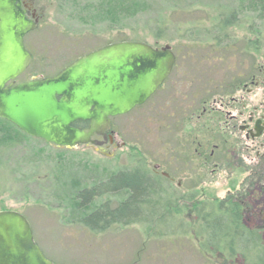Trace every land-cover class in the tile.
I'll return each instance as SVG.
<instances>
[{"label":"rangeland","instance_id":"1","mask_svg":"<svg viewBox=\"0 0 264 264\" xmlns=\"http://www.w3.org/2000/svg\"><path fill=\"white\" fill-rule=\"evenodd\" d=\"M166 1L37 0L35 6L41 20L38 30L31 35L32 41H38L31 47L33 62L27 73H51L85 53L124 40L150 45L182 44L190 50L191 61L209 59L208 63L191 64L197 77L200 76L197 71L201 73L207 68L204 79L207 76L216 79L220 75L221 61L228 67L235 66L234 69L249 59L256 65L264 62V0ZM231 11L236 13L237 22L221 34L216 30L218 19L230 17ZM157 18L169 21L168 29L162 31L163 40L157 37L161 35L155 24ZM193 33V40L204 42L221 37L223 42L215 49L217 57L209 55L212 48L208 45L188 42L189 34ZM248 41L251 52L247 51ZM233 73L234 70L230 74ZM150 117L142 116L137 109L115 120L121 125L119 138L130 148L127 153L132 150L129 155H135L137 147H141L144 157H152L154 128L148 121ZM14 127L0 123V210H14L26 216L36 244L50 261L58 264H213V260L208 262L192 246L194 239L190 233L187 239L186 227L172 228L179 235L169 239L153 236L159 228L152 226L155 216L122 226L111 222L106 229H100L102 222L94 225L96 229L80 223L107 200L112 207L118 203L115 194H102L88 205H82L78 197L83 188L106 180L112 164L109 158L86 145L59 148ZM227 190L224 187L223 193ZM210 194L214 193L210 191ZM258 198L264 206V195ZM161 212L162 218H166L165 211ZM190 215L193 217L190 210L181 211L178 218ZM245 218L251 226H264V215L246 214Z\"/></svg>","mask_w":264,"mask_h":264},{"label":"flooded vegetation","instance_id":"2","mask_svg":"<svg viewBox=\"0 0 264 264\" xmlns=\"http://www.w3.org/2000/svg\"><path fill=\"white\" fill-rule=\"evenodd\" d=\"M12 1L17 11L38 23L35 30L23 36V45L32 56L30 67L33 62L31 47L38 41H32L31 35L39 28L41 13L35 6L37 0H8ZM165 46L152 45L156 50ZM247 46V51H250L251 44ZM209 47L212 48L211 52L207 51L209 55L217 57L215 49L218 45ZM170 49L175 62L169 74L144 103L127 113L138 109L142 116H151L148 121L154 128L152 157H144L141 147H137L135 155H129L132 150L127 153L130 148L119 138L121 125L115 122L122 115L110 118L105 135L93 136L100 143L86 145L106 155L113 164L108 167L104 183H109V186L103 194H115L119 199L114 207L108 200L104 205L113 211L127 202L132 190L123 186L113 188L111 183L115 177L135 170L152 180L157 203L155 212L169 213L168 219L153 220L152 226L187 228L200 221L191 215L178 218L181 211L207 213L213 206L216 211H221L234 204L243 210L244 226L264 229L263 225L251 226L245 218L246 214L254 217L264 215V206L258 198L264 195V62L256 65L253 59H249L234 69L235 66L228 67L221 61L223 69L220 75L216 79L208 76L204 79L207 68L204 67L201 73L197 71L200 74L197 77L191 64L198 61L208 63L209 59L191 61L190 50L182 44L170 45ZM29 67L7 86L52 77L63 68L31 75L27 73ZM87 126L88 122L79 123L80 129ZM224 187H228L226 193H223ZM113 222L120 226L128 225L126 222ZM199 254L209 260L222 257L221 253Z\"/></svg>","mask_w":264,"mask_h":264},{"label":"water","instance_id":"3","mask_svg":"<svg viewBox=\"0 0 264 264\" xmlns=\"http://www.w3.org/2000/svg\"><path fill=\"white\" fill-rule=\"evenodd\" d=\"M38 26L8 0H0V118L29 136L58 147L98 144L110 118L144 103L175 62L169 44L160 50L141 41L111 43L76 58L55 76L7 83L31 62L23 36ZM76 121H88L84 129ZM0 264H55L34 240L27 218L0 211Z\"/></svg>","mask_w":264,"mask_h":264},{"label":"trees","instance_id":"4","mask_svg":"<svg viewBox=\"0 0 264 264\" xmlns=\"http://www.w3.org/2000/svg\"><path fill=\"white\" fill-rule=\"evenodd\" d=\"M140 2V0H135ZM162 2H168L162 0ZM172 2V1H171ZM230 17H222L218 20L216 30L223 34L225 30L233 26L237 19L236 13L231 11ZM168 19L157 18L155 24L157 32L161 35H157L158 39L164 38L162 35L163 29H168ZM224 37V36H223ZM194 33L189 34L188 42L193 44L203 45H219L222 43L221 37L211 38L209 42L193 40ZM171 41V40H169ZM250 42H247V45ZM214 48V47H213ZM248 48V46H247ZM0 123L5 125H12L8 121L0 119ZM79 123L76 122L74 126L79 127ZM15 128V127H14ZM109 183H100L90 188H84L78 193L79 200L82 205H88L94 198L102 195L105 189H107ZM126 187L132 190L131 197L121 207L116 210H109L107 206L102 205L98 207L93 213L87 215L80 220V223L86 227L96 229L94 226L96 223L104 224L100 229H106L112 221H121L129 224L131 221L156 217L155 220L168 219L169 213H166V218H162V212L156 211L157 203L154 199V188L152 180L146 174L139 175L137 171L132 170L127 174H121L112 180L111 187ZM232 204L231 206L224 207L221 211H216L215 207L209 208L207 213L201 211L193 212V219H198L199 224H192L187 227L188 231H184L188 236L190 233L194 239L193 247L201 253H221L222 257L214 259L215 262L220 264H237L236 261H240L241 264H264V229L263 228H249L243 225L242 219L244 216L243 210L237 209ZM150 217V218H151ZM205 220L204 222H201ZM159 228H161L159 230ZM155 233L157 238H172L174 235H179L176 229L169 227H159ZM166 230V232H163ZM190 236V235H189ZM209 262V259H206Z\"/></svg>","mask_w":264,"mask_h":264}]
</instances>
